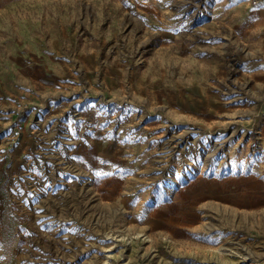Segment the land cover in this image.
<instances>
[{"label":"rangeland","instance_id":"374dc122","mask_svg":"<svg viewBox=\"0 0 264 264\" xmlns=\"http://www.w3.org/2000/svg\"><path fill=\"white\" fill-rule=\"evenodd\" d=\"M0 264H264L256 6L0 0Z\"/></svg>","mask_w":264,"mask_h":264},{"label":"crops","instance_id":"0c3cea01","mask_svg":"<svg viewBox=\"0 0 264 264\" xmlns=\"http://www.w3.org/2000/svg\"><path fill=\"white\" fill-rule=\"evenodd\" d=\"M262 3H259L257 5H254L257 7V11L259 12L261 17H264V6H262Z\"/></svg>","mask_w":264,"mask_h":264},{"label":"built area","instance_id":"2783aa9c","mask_svg":"<svg viewBox=\"0 0 264 264\" xmlns=\"http://www.w3.org/2000/svg\"><path fill=\"white\" fill-rule=\"evenodd\" d=\"M249 5H257L259 3H264V0H247Z\"/></svg>","mask_w":264,"mask_h":264}]
</instances>
